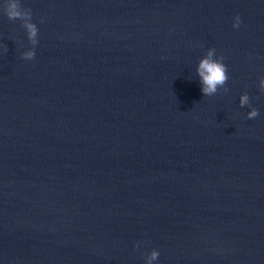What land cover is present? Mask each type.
Instances as JSON below:
<instances>
[{
  "label": "water",
  "instance_id": "water-1",
  "mask_svg": "<svg viewBox=\"0 0 264 264\" xmlns=\"http://www.w3.org/2000/svg\"><path fill=\"white\" fill-rule=\"evenodd\" d=\"M20 2L38 43L22 58L0 11V264H264V0ZM210 47L227 91L205 96Z\"/></svg>",
  "mask_w": 264,
  "mask_h": 264
},
{
  "label": "clouds",
  "instance_id": "clouds-1",
  "mask_svg": "<svg viewBox=\"0 0 264 264\" xmlns=\"http://www.w3.org/2000/svg\"><path fill=\"white\" fill-rule=\"evenodd\" d=\"M0 11L7 16L9 20H19L21 26L25 29V34L28 42L33 46L28 48L26 51L20 53L21 57L27 60H31L35 56V45L38 43V28L35 23L32 22L31 10L23 7L20 0H3V4L0 5ZM43 22V18H41ZM241 20L237 14L233 19V28L240 26ZM215 54L214 48H208L205 54L199 59L198 67L196 69L199 74L201 81V91L205 96H211L217 93L218 87H225L226 81L228 80L226 65L222 62L223 57L214 59ZM260 90L264 91V79L260 80ZM249 96L244 93L240 97V105H249ZM247 117L253 119L259 115L258 109L251 107L250 111L247 112ZM158 258V252L152 251L149 257V264L152 260Z\"/></svg>",
  "mask_w": 264,
  "mask_h": 264
}]
</instances>
